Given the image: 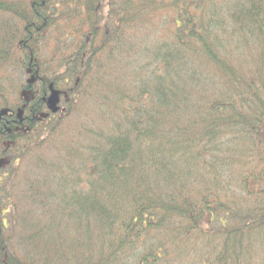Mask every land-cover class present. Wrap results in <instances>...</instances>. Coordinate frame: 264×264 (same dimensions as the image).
<instances>
[{
    "label": "trees",
    "instance_id": "1",
    "mask_svg": "<svg viewBox=\"0 0 264 264\" xmlns=\"http://www.w3.org/2000/svg\"><path fill=\"white\" fill-rule=\"evenodd\" d=\"M0 264H264V0H0Z\"/></svg>",
    "mask_w": 264,
    "mask_h": 264
}]
</instances>
